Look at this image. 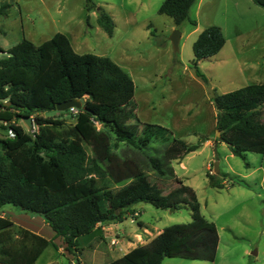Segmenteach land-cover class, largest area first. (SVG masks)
<instances>
[{
	"label": "trees",
	"instance_id": "trees-1",
	"mask_svg": "<svg viewBox=\"0 0 264 264\" xmlns=\"http://www.w3.org/2000/svg\"><path fill=\"white\" fill-rule=\"evenodd\" d=\"M86 1L88 10L96 8ZM195 1L163 0L158 12L178 25L188 18ZM253 2L264 7V0ZM7 6L1 4L0 13ZM96 22L108 35L113 33L114 21L101 7ZM224 43L217 25L198 33L192 43L197 76L206 80L198 61L216 54ZM0 53V120L14 131V136L0 138V210L12 204L41 215L62 236L66 250L73 251L79 236L93 231L97 223L124 220L139 201L163 209L184 203L189 221L164 226L147 243L104 264L215 258L217 226L201 212L195 191L170 165L200 144L187 143L161 124L140 121L135 113H122L134 107V81L124 68L108 56L76 52L62 32L38 44L23 37L8 50L0 46ZM73 98L81 106L71 111L72 125L38 114L33 116V132L17 123L19 118L56 110V103ZM211 100L220 131L215 140L224 141L243 159L246 152H264V82L214 94ZM130 116L139 125L138 132L126 123ZM119 143L123 147L116 151ZM207 176L217 188L235 183L228 175L223 181L214 171ZM49 243L55 246L0 216V264H32Z\"/></svg>",
	"mask_w": 264,
	"mask_h": 264
},
{
	"label": "rangeland",
	"instance_id": "rangeland-1",
	"mask_svg": "<svg viewBox=\"0 0 264 264\" xmlns=\"http://www.w3.org/2000/svg\"><path fill=\"white\" fill-rule=\"evenodd\" d=\"M91 1L96 8L88 10L86 0H0V5L9 4L5 12L0 13L1 48L8 50L23 37L38 44L55 32H62L67 35L76 52L108 56L118 63L134 81V107L126 108L122 113H135L141 121L170 128L174 136L187 143L201 144L182 158L172 160L170 165L184 184L191 185L201 212L217 226L219 240L212 264H264L263 163L254 173L248 174L245 180L249 186L237 181L238 178L234 176L231 179L235 181L234 184L217 188L208 183L207 176L215 161L220 168L216 173L223 181L228 180L227 172L244 174L250 170L246 162L256 165L260 161L256 162L260 154L254 152H249L247 159L230 154L226 143L218 144L216 148L204 144L207 137H216L211 92H228L244 83L237 78L225 80L219 77L216 72L223 73L222 66H213L203 60L198 67L209 77L204 88L192 66L195 35L190 33L197 24L199 27L205 22L221 25L227 38H232L235 32L242 33V42L256 46L255 54L258 55L264 43V7L253 0H196L189 8L188 18L174 27L170 16L158 12L163 0ZM97 7L112 17V35L98 26ZM190 20H195L196 24ZM174 29L180 33L183 31L177 51L173 50L169 41ZM212 86L217 89L211 91ZM36 114L63 119L65 125H72L75 121L71 111L52 110L31 115L30 126L22 118L17 123L28 130L33 129L36 127L33 120ZM126 123L135 132L139 131V125L132 116ZM8 128V123L0 120V138L8 135ZM154 146L157 145H151ZM122 147L123 144L119 143L116 151ZM151 147L149 150L153 152ZM162 191L166 192L167 189L162 188ZM134 207L140 212L137 218L145 224L156 223L162 227L190 220L189 207L184 203L177 205L174 210L140 201ZM2 209L11 210L14 214L26 212L34 215L12 204H5ZM119 227L125 232L138 230L137 222H130L129 216L120 222ZM99 234L102 235V230ZM52 253L68 264L66 257L58 254L53 247L43 254L40 262L53 256ZM175 259L167 257L164 261Z\"/></svg>",
	"mask_w": 264,
	"mask_h": 264
},
{
	"label": "crops",
	"instance_id": "crops-1",
	"mask_svg": "<svg viewBox=\"0 0 264 264\" xmlns=\"http://www.w3.org/2000/svg\"><path fill=\"white\" fill-rule=\"evenodd\" d=\"M210 24L211 22L210 23L205 22L201 27H199L197 24L190 31V33H193L195 35L193 39L195 40L198 33L204 27ZM178 25H174V27L175 26L177 27ZM219 27L225 38L224 45L213 56L199 60L198 65L203 60L208 61L209 64L213 66H215L216 64H219L223 68L221 70H224L223 73L216 72V74L219 77L225 80H232V79L237 78L239 79V81H243L242 82L244 83L243 85H246L249 83L264 82V63H262V59L264 58V43H263L262 51L259 52L258 55H256L255 54L256 46L254 45L250 46V44H245L244 42H242V39H241V37L243 36L242 33L236 34L235 32V35L232 38L231 37L227 38L222 26L220 25ZM182 36H183V31H181L180 39ZM210 71L213 72V70H210ZM205 77H206V80H203L202 78L198 76V78H200L199 83L202 84L204 88H206L208 81H209V77H207L206 75ZM212 87H213L212 90L217 89L216 86H212ZM221 93H225V92H219V93L217 92L216 94H221ZM210 103L212 106H214L211 98H210ZM215 113L216 111L212 115L213 120H214V128H215ZM144 122H147V121H144ZM216 137L218 136L216 135ZM216 137H207L206 140L204 141V144L212 145L215 148L218 144L219 145L225 144L224 141L215 140ZM215 153H216V150H215ZM248 153L249 152L245 153V159H247ZM254 153H257V152H254ZM230 154L232 153L230 152ZM257 154H260L259 159L256 160V162L260 160L258 161L259 164L257 163L256 165H253V163L248 161L246 162L248 169H250L248 172L244 174H239V173L230 171V173L227 172L228 177L233 178L235 176L238 178L239 182L248 185L249 183H247V181L245 180L248 174L249 173L252 174L254 173V170L256 168L262 167V163L264 165V152L257 153ZM211 161L212 159L210 158V162ZM219 161H220V158H219ZM210 165L211 163L207 165L208 169ZM182 167H184L183 164H182ZM218 170L220 171V168ZM229 182L231 183V180ZM187 186L191 187V185H187ZM132 209L136 210L137 208L135 209L133 205ZM0 216H5L11 219L15 225L26 228L30 230L31 232L41 235L45 237L46 239L51 240L55 243V246L52 243H49L42 250V252L39 254V256L36 258V260L32 264H65L63 259L59 256H55L54 253H52L53 256L47 257L45 260L40 262L43 254L45 252H48L49 248L51 247L55 248L58 254L62 255L63 257H66L68 264H104L116 257L123 255L125 252H127L129 249L133 248L137 244L147 243L150 239H152L155 235H157L164 227V226L160 227L156 223L145 224L140 218H137L138 230L132 229L130 230V232H125V230H122L119 227V224L121 221H108V222H103V223H97L93 231L78 237L77 246L73 248V251H68L65 248L66 244L63 241L62 236L57 235L56 232L44 220V218L41 215H38V214L29 215L26 212L14 214L11 210L1 209ZM100 230H102V235L100 234L98 235V232ZM114 233L119 234V235L120 233H122L123 235H120V236L124 238V242L120 243L116 247H110L107 244L108 243L107 240H108V237H112ZM116 251L121 252V253L118 254L116 253ZM49 254H51V251H49ZM173 258H176V259L174 261H164L163 260L162 264H212V261L205 260V259L196 260V259H186L182 257H173Z\"/></svg>",
	"mask_w": 264,
	"mask_h": 264
},
{
	"label": "water",
	"instance_id": "water-1",
	"mask_svg": "<svg viewBox=\"0 0 264 264\" xmlns=\"http://www.w3.org/2000/svg\"><path fill=\"white\" fill-rule=\"evenodd\" d=\"M180 31L177 29H174L171 34L169 35V41L171 42L172 48L174 51H177L179 49V39H180ZM212 91V89H210ZM211 95L214 96L213 91L211 92ZM80 101L77 98H73V99H68V100H64V101H60L58 103H56V110L58 111H66L67 109L73 108V107H80ZM22 119L28 123V125H31V117H22ZM216 135L219 136L220 135V131L218 129H216ZM219 169L218 167V162H214L213 163V170L215 172H217ZM170 210H174V207H170ZM255 253V251H254Z\"/></svg>",
	"mask_w": 264,
	"mask_h": 264
},
{
	"label": "built area",
	"instance_id": "built-area-1",
	"mask_svg": "<svg viewBox=\"0 0 264 264\" xmlns=\"http://www.w3.org/2000/svg\"><path fill=\"white\" fill-rule=\"evenodd\" d=\"M70 111L72 112H76V108H70ZM36 129H30V132H33ZM7 134L8 136H14V131L11 128H8L7 130ZM209 172H213V169H209ZM139 215V212L137 210H133L131 213L128 214V216L130 217V222H137V217ZM124 242V238L118 234H114L112 237L108 238V244L110 247H116L118 246L120 243Z\"/></svg>",
	"mask_w": 264,
	"mask_h": 264
}]
</instances>
